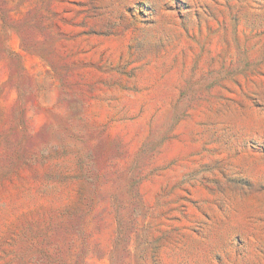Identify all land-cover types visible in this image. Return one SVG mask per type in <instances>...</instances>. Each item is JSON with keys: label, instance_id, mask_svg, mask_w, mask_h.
<instances>
[{"label": "rangeland", "instance_id": "1", "mask_svg": "<svg viewBox=\"0 0 264 264\" xmlns=\"http://www.w3.org/2000/svg\"><path fill=\"white\" fill-rule=\"evenodd\" d=\"M0 264H264V0H0Z\"/></svg>", "mask_w": 264, "mask_h": 264}]
</instances>
